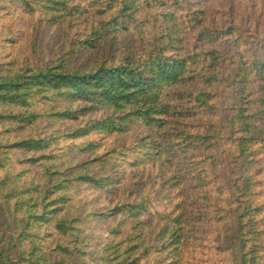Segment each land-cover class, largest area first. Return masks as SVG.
Masks as SVG:
<instances>
[{
	"label": "trees",
	"instance_id": "1",
	"mask_svg": "<svg viewBox=\"0 0 264 264\" xmlns=\"http://www.w3.org/2000/svg\"><path fill=\"white\" fill-rule=\"evenodd\" d=\"M17 1L63 32L0 45V264H264V0Z\"/></svg>",
	"mask_w": 264,
	"mask_h": 264
},
{
	"label": "rangeland",
	"instance_id": "2",
	"mask_svg": "<svg viewBox=\"0 0 264 264\" xmlns=\"http://www.w3.org/2000/svg\"><path fill=\"white\" fill-rule=\"evenodd\" d=\"M9 24L12 29L9 33V38L11 39L8 43H3V39L0 40V45L11 46V45H20L22 48H25L27 45H37L40 49L44 50L47 55H50L53 52V48L59 42L63 32V25H58L56 27H51L48 24L43 22H37L36 17L30 15L17 0H5L0 1V33H5V29L1 26H6ZM75 34V32H73ZM1 48V47H0ZM1 51V50H0ZM90 55L97 57V52L93 51L89 53ZM208 116V115H207ZM222 121L218 118H211L208 116L207 119L202 120L199 124L198 130L201 131L204 128V125L214 124L216 126L221 125ZM123 133H113V134H104L100 133L96 137V143L100 144L101 147L98 149L100 155H104L110 149L116 147H123L125 150L129 151L126 153L129 160H134L139 157L143 152L146 146V141L144 138L151 140L154 136L155 130L152 129L147 132V128L123 125ZM115 144H117L115 146ZM227 142L219 140L217 141L215 147V153L222 155V152L225 151ZM63 146H68V144H63ZM89 151L88 150H78L76 152V160L73 162V165H78L85 163L89 160ZM111 158L104 157V160L108 163V166L104 170V173H107L112 180L118 178L115 175L114 166H112V154ZM224 157V156H223ZM258 158L262 159L259 155ZM116 159V158H115ZM119 165H123L122 161H119ZM73 172H68L66 176L72 175ZM134 173V171H132ZM98 190H90L85 187L87 193L85 200L94 197V203L103 201L105 197L108 196L107 190L105 192L99 191L106 184H99ZM263 195L260 198V201H264V187L262 188ZM89 228V227H88ZM102 229V226L96 227V231ZM90 240H91V234ZM42 245L50 244L46 240L41 242ZM88 250V259L90 261L96 259L98 256L94 254V249Z\"/></svg>",
	"mask_w": 264,
	"mask_h": 264
}]
</instances>
